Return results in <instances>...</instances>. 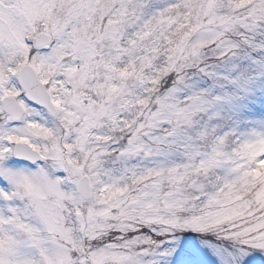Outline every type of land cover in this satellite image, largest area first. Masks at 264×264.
Instances as JSON below:
<instances>
[{
    "label": "snow or ice",
    "instance_id": "snow-or-ice-1",
    "mask_svg": "<svg viewBox=\"0 0 264 264\" xmlns=\"http://www.w3.org/2000/svg\"><path fill=\"white\" fill-rule=\"evenodd\" d=\"M0 264H264V0H0Z\"/></svg>",
    "mask_w": 264,
    "mask_h": 264
}]
</instances>
